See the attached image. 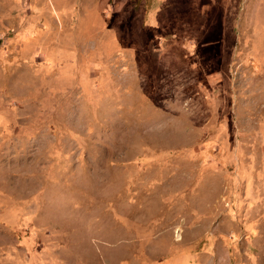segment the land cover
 Masks as SVG:
<instances>
[{
	"label": "rangeland",
	"instance_id": "374dc122",
	"mask_svg": "<svg viewBox=\"0 0 264 264\" xmlns=\"http://www.w3.org/2000/svg\"><path fill=\"white\" fill-rule=\"evenodd\" d=\"M0 264H264V0H0Z\"/></svg>",
	"mask_w": 264,
	"mask_h": 264
}]
</instances>
